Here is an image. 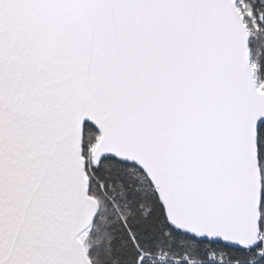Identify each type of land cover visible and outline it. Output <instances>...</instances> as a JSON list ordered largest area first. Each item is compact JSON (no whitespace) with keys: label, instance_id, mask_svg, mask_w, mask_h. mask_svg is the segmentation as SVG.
<instances>
[{"label":"snow or ice","instance_id":"6c2138e0","mask_svg":"<svg viewBox=\"0 0 264 264\" xmlns=\"http://www.w3.org/2000/svg\"><path fill=\"white\" fill-rule=\"evenodd\" d=\"M0 264H264V0H0Z\"/></svg>","mask_w":264,"mask_h":264}]
</instances>
